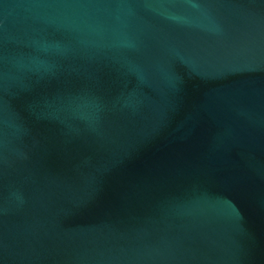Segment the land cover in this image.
<instances>
[{"label":"water","instance_id":"water-1","mask_svg":"<svg viewBox=\"0 0 264 264\" xmlns=\"http://www.w3.org/2000/svg\"><path fill=\"white\" fill-rule=\"evenodd\" d=\"M0 264H264V0H0Z\"/></svg>","mask_w":264,"mask_h":264}]
</instances>
